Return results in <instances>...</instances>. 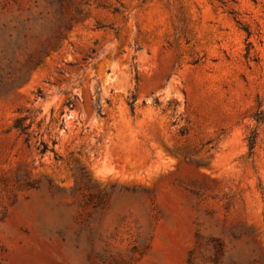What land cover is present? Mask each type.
<instances>
[{
    "label": "rangeland",
    "instance_id": "374dc122",
    "mask_svg": "<svg viewBox=\"0 0 264 264\" xmlns=\"http://www.w3.org/2000/svg\"><path fill=\"white\" fill-rule=\"evenodd\" d=\"M0 264H264V0H0Z\"/></svg>",
    "mask_w": 264,
    "mask_h": 264
},
{
    "label": "trees",
    "instance_id": "16d2710c",
    "mask_svg": "<svg viewBox=\"0 0 264 264\" xmlns=\"http://www.w3.org/2000/svg\"><path fill=\"white\" fill-rule=\"evenodd\" d=\"M75 101H78V97L75 95V94H71L70 97L66 100V106L71 109L73 106H74V102ZM132 103H130V109L131 111L133 110L132 108ZM93 109L94 111L103 116L102 114V110L100 108L99 105L97 106H93ZM34 112H37V111H28V114L24 115V116H20V117H17L15 120H14V124H13V128L15 130H17L19 132L20 135H23L25 137V140L28 141V138H29V133H30V128H31V125L33 123V120L35 118V115L33 114ZM31 120L28 124H26V121L27 120ZM258 120H261L260 117L257 118ZM55 141H52V146L55 145ZM248 145H249V148L252 149L253 148V145H254V136H250L248 138ZM39 149H40V153H45L46 151H48V146L47 144H45L44 142H41L40 145H39Z\"/></svg>",
    "mask_w": 264,
    "mask_h": 264
}]
</instances>
